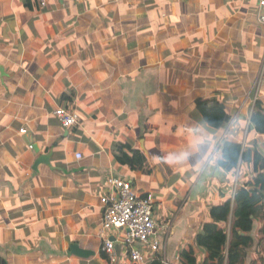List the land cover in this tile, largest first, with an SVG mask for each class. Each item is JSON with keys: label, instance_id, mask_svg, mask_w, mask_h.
I'll list each match as a JSON object with an SVG mask.
<instances>
[{"label": "crops", "instance_id": "1", "mask_svg": "<svg viewBox=\"0 0 264 264\" xmlns=\"http://www.w3.org/2000/svg\"><path fill=\"white\" fill-rule=\"evenodd\" d=\"M260 2L0 0V257L135 264L125 232L103 229L101 198L119 178L154 198L162 249L139 246L140 264L173 263L188 246L204 260L195 237L239 184L219 166L223 142L241 139L264 103ZM199 99L217 100L231 121L210 126ZM59 108L78 123L64 127ZM259 138L247 139L264 147ZM122 144L145 155V170L119 162ZM263 226L246 264H264Z\"/></svg>", "mask_w": 264, "mask_h": 264}, {"label": "trees", "instance_id": "2", "mask_svg": "<svg viewBox=\"0 0 264 264\" xmlns=\"http://www.w3.org/2000/svg\"><path fill=\"white\" fill-rule=\"evenodd\" d=\"M35 3L41 6L39 0ZM197 108L204 121L216 129L224 128L232 119L217 100L199 99ZM251 133L257 134L259 139L264 138L263 102L255 104L248 136ZM116 155L120 163L134 171H143L148 165L141 151L125 144L117 146ZM219 166L232 178L238 176L235 194L233 192L210 209V222L195 237V245L204 251L206 258L201 260L193 247L188 246L179 252V264H246L248 250L255 245V226L264 223V147H260V141L247 139L243 143L230 133L223 142ZM230 219H233L231 223ZM258 234L259 247L264 240V226ZM0 264L8 263L0 257ZM153 264L163 263L155 260Z\"/></svg>", "mask_w": 264, "mask_h": 264}, {"label": "built area", "instance_id": "3", "mask_svg": "<svg viewBox=\"0 0 264 264\" xmlns=\"http://www.w3.org/2000/svg\"><path fill=\"white\" fill-rule=\"evenodd\" d=\"M49 1L39 0L42 7L47 6ZM260 6L264 9V0H261ZM258 15V21L264 24V13ZM54 115L66 128L76 125L79 120L78 114L70 109L59 108ZM107 183V193L101 198L104 212L103 229L124 231L123 244L127 253L133 263L140 264L144 257L139 246H146L154 253H159L162 249L158 236L159 223L153 211L154 198L151 194L138 195L131 184L123 179L110 178ZM102 252L107 255L109 261H117L115 243L112 240L104 241ZM163 264H179V259Z\"/></svg>", "mask_w": 264, "mask_h": 264}, {"label": "rangeland", "instance_id": "4", "mask_svg": "<svg viewBox=\"0 0 264 264\" xmlns=\"http://www.w3.org/2000/svg\"><path fill=\"white\" fill-rule=\"evenodd\" d=\"M234 127V126H233ZM240 135L242 136V142L243 143H245L246 142V140H247V138H248V132H246L245 131V129H242V132L240 133ZM250 135V134H249ZM255 137V136H254ZM251 138H253V137H251ZM236 184V183H235ZM235 188H236V186L234 187V191H235ZM233 219H230V222L229 223H231V221H232ZM259 256H260V260H261V254H259Z\"/></svg>", "mask_w": 264, "mask_h": 264}, {"label": "water", "instance_id": "5", "mask_svg": "<svg viewBox=\"0 0 264 264\" xmlns=\"http://www.w3.org/2000/svg\"><path fill=\"white\" fill-rule=\"evenodd\" d=\"M248 130V129H247Z\"/></svg>", "mask_w": 264, "mask_h": 264}]
</instances>
